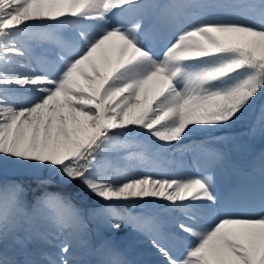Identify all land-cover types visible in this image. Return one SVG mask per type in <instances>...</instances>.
Returning <instances> with one entry per match:
<instances>
[{"label": "snow or ice", "instance_id": "1", "mask_svg": "<svg viewBox=\"0 0 264 264\" xmlns=\"http://www.w3.org/2000/svg\"><path fill=\"white\" fill-rule=\"evenodd\" d=\"M246 117L264 0H0V264H264Z\"/></svg>", "mask_w": 264, "mask_h": 264}, {"label": "rangeland", "instance_id": "2", "mask_svg": "<svg viewBox=\"0 0 264 264\" xmlns=\"http://www.w3.org/2000/svg\"><path fill=\"white\" fill-rule=\"evenodd\" d=\"M249 126V118L246 117L244 120L237 122L235 125L232 126V128L229 130L230 135L236 137V143L240 145L241 152H243L244 149H252L254 151H260L262 148H264V141H261L260 138L257 136L255 138L251 136H246L245 133L248 131ZM204 139L205 137L202 136ZM241 153H237L235 150L233 151V156L237 159H239ZM25 184H30L33 188L36 187V184L32 180H24ZM40 191H43V189H39L37 191V194H39ZM48 191L51 192H62L64 193L62 189H59L57 187H51L48 189ZM128 229H125L127 231ZM87 258V257H85Z\"/></svg>", "mask_w": 264, "mask_h": 264}, {"label": "bare ground", "instance_id": "3", "mask_svg": "<svg viewBox=\"0 0 264 264\" xmlns=\"http://www.w3.org/2000/svg\"><path fill=\"white\" fill-rule=\"evenodd\" d=\"M202 138H203L202 135H200L199 133L196 136L192 137L193 140H202ZM184 143H189V141L186 140ZM176 161L178 165L182 163L184 166H187L189 170L194 171V169H192L191 167L192 165L191 153L184 154L183 156H181L180 154H177ZM139 211H140L139 209H133V214H136ZM127 231H129V229ZM134 258L141 259V260H155L157 257L155 255H144V256H135Z\"/></svg>", "mask_w": 264, "mask_h": 264}]
</instances>
